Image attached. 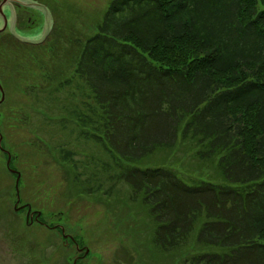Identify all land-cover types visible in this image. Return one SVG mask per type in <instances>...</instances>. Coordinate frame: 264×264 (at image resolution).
I'll list each match as a JSON object with an SVG mask.
<instances>
[{
  "label": "trees",
  "instance_id": "trees-1",
  "mask_svg": "<svg viewBox=\"0 0 264 264\" xmlns=\"http://www.w3.org/2000/svg\"><path fill=\"white\" fill-rule=\"evenodd\" d=\"M70 41L42 76L64 198L111 207L134 264H264V0H110Z\"/></svg>",
  "mask_w": 264,
  "mask_h": 264
},
{
  "label": "rangeland",
  "instance_id": "rangeland-1",
  "mask_svg": "<svg viewBox=\"0 0 264 264\" xmlns=\"http://www.w3.org/2000/svg\"><path fill=\"white\" fill-rule=\"evenodd\" d=\"M109 1L54 0L56 55L37 48L41 45L8 43L0 49L4 92L0 101V264H72L77 255L82 257L75 264H134L127 261L128 236L117 231L112 208L95 199L64 198L63 167L47 154L49 141L57 138L45 131L56 126L53 119L57 118L47 105L42 76L60 69L57 75L73 73L77 57L71 52L59 59L58 50H64L66 42L59 27L70 25L75 35L69 38L72 44L86 40L95 32ZM3 149L11 155L10 165L20 173L18 205L27 204L30 210L39 211L44 225L35 217L25 225L26 207L14 210L16 174L7 168ZM59 228L74 241L63 239ZM74 242L83 247L81 251ZM85 249L88 252L84 255Z\"/></svg>",
  "mask_w": 264,
  "mask_h": 264
},
{
  "label": "flooded vegetation",
  "instance_id": "flooded-vegetation-1",
  "mask_svg": "<svg viewBox=\"0 0 264 264\" xmlns=\"http://www.w3.org/2000/svg\"><path fill=\"white\" fill-rule=\"evenodd\" d=\"M53 2L54 0H0V43L58 42V27H55L58 20ZM65 27L71 29L68 23ZM64 36L68 42L70 36ZM31 216L35 217V213ZM67 238L72 239L70 236ZM81 250L80 247L78 251ZM81 257L82 255H77L76 262Z\"/></svg>",
  "mask_w": 264,
  "mask_h": 264
},
{
  "label": "water",
  "instance_id": "water-1",
  "mask_svg": "<svg viewBox=\"0 0 264 264\" xmlns=\"http://www.w3.org/2000/svg\"><path fill=\"white\" fill-rule=\"evenodd\" d=\"M0 93H1V99L3 98V89H2V87H1V85H0ZM1 139H2V136L0 135V141H1ZM3 150H5V149H3ZM9 161H10V154L7 152V160H6V165H7V167L8 168H10L9 167ZM11 171H15V170H11ZM19 177H20V173L19 172H17V176H16V179H15V189H16V202H15V206H16V204L18 203V201H19V193H18V180H19ZM14 209H15V211L17 210V207H14ZM29 214H30V206H28V210H27V215H26V218L28 219V218H30L31 219V215L29 216ZM31 214H32V212H31ZM36 214H37V216H39L40 215V212L39 211H37L36 212ZM37 216H36V218H37ZM61 231H62V235H63V237L64 238H67V234H65L64 233V230L63 229H61ZM77 246V245H76ZM78 247V246H77ZM88 252V249H85V253H87ZM75 259H74V261H73V264H75Z\"/></svg>",
  "mask_w": 264,
  "mask_h": 264
}]
</instances>
